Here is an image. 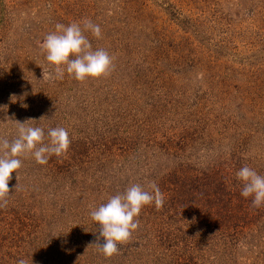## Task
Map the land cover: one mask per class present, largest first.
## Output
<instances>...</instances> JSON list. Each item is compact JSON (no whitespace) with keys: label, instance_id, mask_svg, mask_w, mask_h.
<instances>
[{"label":"rangeland","instance_id":"obj_1","mask_svg":"<svg viewBox=\"0 0 264 264\" xmlns=\"http://www.w3.org/2000/svg\"><path fill=\"white\" fill-rule=\"evenodd\" d=\"M86 19L101 27L84 35L113 58L109 74L48 79L46 35ZM7 117L44 128L45 143L63 127L71 144L43 165L19 157L0 264H264V205L236 178L243 166L264 175V0H0V137L11 141ZM152 183L164 206L145 205L105 257L90 212Z\"/></svg>","mask_w":264,"mask_h":264},{"label":"clouds","instance_id":"obj_2","mask_svg":"<svg viewBox=\"0 0 264 264\" xmlns=\"http://www.w3.org/2000/svg\"><path fill=\"white\" fill-rule=\"evenodd\" d=\"M55 29L46 35L40 45L47 62L54 69L47 73L48 79H63L66 72L82 82L88 78H100L109 74L113 58L104 49L93 50L91 42L84 35L86 31H90L96 38H101L102 30L98 24L86 19L83 26L77 22L67 26L57 23ZM45 75L43 70V78ZM7 119L12 120L18 127L17 136L11 141L0 137V208L7 205L12 173L22 167L19 157L31 155L36 163L43 165L52 155L59 157L65 154L71 144L69 132L63 127L48 128V142L45 143L44 128L26 126L29 120L21 123L14 117ZM236 178L243 184L241 196L252 197L254 208L264 205V175L243 166L236 172ZM149 187L151 191L140 184H132L123 194L111 197L90 212L92 220L99 225L96 241L91 245H95L105 257L117 254L118 245L131 239L132 232L139 227V220L136 218L145 205L154 204L157 210L164 206L165 196L159 186L152 183ZM17 264L28 262L19 259Z\"/></svg>","mask_w":264,"mask_h":264}]
</instances>
